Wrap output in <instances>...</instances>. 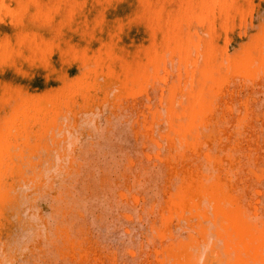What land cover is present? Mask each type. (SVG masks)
<instances>
[{"label":"bare ground","instance_id":"6f19581e","mask_svg":"<svg viewBox=\"0 0 264 264\" xmlns=\"http://www.w3.org/2000/svg\"><path fill=\"white\" fill-rule=\"evenodd\" d=\"M112 7L119 12L109 15ZM99 63L117 70L126 65L132 76L147 73L145 89L132 104L140 136L120 138L123 131L101 119L97 131L86 125L78 130L89 111L86 102L78 101L70 134L49 137L39 128L35 104L14 118L31 92L57 106V115H65L78 90L89 100V90L77 82L84 67ZM241 74L248 78L246 94L227 102L213 81ZM33 76L40 83L36 89ZM72 131L91 139L70 140ZM12 134L25 139L17 154L28 157L27 178L37 193L30 207L38 208L39 221L19 215L12 222L11 232H31L30 242L15 248L10 241L0 264H174L181 257L194 264H229L233 244L245 237L264 260V0H0L3 205L15 203L14 170L25 163H15L9 150ZM131 136L140 148L129 144ZM95 140L112 151L100 156ZM29 145L35 152H27ZM54 150L63 161L60 169L69 156L70 168L64 178L52 174L48 190L44 175ZM117 151L126 162L120 153L115 161ZM44 193L51 197L42 206ZM207 204L219 219L216 230ZM115 211L134 220L133 227L139 212L150 214L142 239H133L128 223V231H121L129 235L132 229V238L122 248L103 236L102 223L109 216L114 226ZM167 237L171 241L163 244Z\"/></svg>","mask_w":264,"mask_h":264},{"label":"rangeland","instance_id":"374dc122","mask_svg":"<svg viewBox=\"0 0 264 264\" xmlns=\"http://www.w3.org/2000/svg\"><path fill=\"white\" fill-rule=\"evenodd\" d=\"M97 6L99 8H102L101 3H99ZM126 10L129 11V3L126 5ZM118 12H119V9L116 7L109 8V15H115ZM83 70H84L83 78L81 80H78L77 86H78V88H82L83 86L87 87V89L89 90V92L91 94V97L89 100L83 99L82 95L80 94L81 90H78L77 94H73V96L70 97L69 104L67 105L68 109L63 112V113H65V115H63V114L57 115L56 113L59 112V110L57 109V106H54V104L51 103L50 101H48L47 98L44 99L40 93L31 92V95L27 96L25 102L17 108V112H16L14 118L17 120L19 119V115H21L23 113L25 106L27 104H35L36 109H37L38 118H39V120H41V123L39 124V126H40L39 128L42 130L44 128H46L48 131L49 137L53 134V132L57 133V136H61L65 132L67 134H70L71 130L69 131V129H68L70 122L73 123V122L78 121V118H79V115L77 114V111L79 110V107L77 104L78 101L81 104H82V102H86L87 103L86 104L87 109H89V111H86L85 116H84L83 122H85V124L83 123V126L81 125V127H79L78 130H82L83 129L82 127H84V125H86L88 128H93L94 131H97L98 130L97 129V122H99L98 119H101L103 121V124H106L109 120H111V122L113 124H115V126H118V128H119L118 131H123L119 135L120 138H121V136L125 135V133H126V135L129 133V136L136 134V136L138 137V135L141 133L142 126L137 128L134 125L135 118H136L137 114H136L134 108H132V104L134 103L136 98L145 89L146 80H147V73L145 72L143 74H139L138 76H132L131 74H129V68H126V65L122 66L120 69L117 70L116 68H113L111 65H107V64H103V63H99V64H95V65H91V66H86V67H84ZM84 80H86V81H84ZM247 80H248V78L245 75L241 74V75L234 77L231 80H228L226 77H218V78L214 79L213 83H214L215 89L219 92V94L221 92L223 95V98H225L226 101L229 102V101H231V99L233 97L235 98V100H237L238 94H240V95L246 94V87L248 85ZM30 82H31V85L33 86L34 89H36L40 84L39 79L37 77H34V76L30 78ZM230 91H232L234 93L232 94ZM82 105L84 106V104H82ZM98 107L100 108L101 113H99V112L96 113L93 110V109L98 108ZM51 119L54 120V125L47 124V122L48 123L51 122ZM60 125H63V127H64V130L62 131V133H59V126ZM120 128H121V130H120ZM12 131L15 132V129H13ZM75 131L79 132L77 130H75ZM75 131H72V135H70V140H77L78 139L77 136H79V135L81 137L84 136V135L80 134L82 132L76 134ZM84 131L85 130H83V132ZM122 133H124V134L122 135ZM75 134H76V136H75ZM84 134H86V133H84ZM72 136L76 137L77 139H74ZM132 137L134 138V136L129 137L128 141L131 142L129 144L131 146L134 145V147L135 146L138 147L137 145L139 144L140 141H138V143H135V142H137L138 139H136V141H135V139H133ZM9 138H10V141L12 143L11 146L9 147V150H10V152H12V155L14 156L15 163H20L22 159H24L25 163L22 164V170H20L18 168H16V170H14V179L16 182H15V187L12 191H10V194H12L15 197V199H16L15 203H13V204L7 203L5 205L0 203V247H1L0 257H1V259H4L5 253H3V250L10 243V241H12L11 244L14 245L15 248H17L19 246H23L25 244H29V242H30L28 240L31 236V234H30L31 232H26V231L20 232L19 231L18 234L12 233L11 232L12 222H17L19 215H22L25 219H30V220H33L36 222L39 221V217L36 214V212H38V208L37 207L36 208L30 207L31 201L37 195V193L34 191L35 190L34 183L29 181L27 178V175H29L31 173V168L26 163L28 157L27 156H21V155L17 154V153L21 152L23 147L25 146L24 145L25 139L15 140L14 134H12ZM89 139H91V138L90 137L86 138L84 136L83 142H87ZM133 140L135 142H133ZM95 141H96V143H95L94 147L98 150V153L100 154V156L106 150L110 149L109 151L110 152L112 151L110 144L107 146V144L105 142L101 145L98 143V140H95ZM154 141H155V138H154ZM129 144H127L128 147H131V146H129ZM124 148L130 149L127 147H124ZM138 148H140V147H138ZM71 149H72V145H70L69 152L71 151ZM34 150H35L34 147H32L30 145L27 146V152H32ZM115 150H118V149H115ZM120 151L122 152L123 155L126 154L121 149H120ZM120 151H117V154L115 152V154L117 156L115 161H117V159L122 156ZM126 151H129V150H126ZM53 153H55V156H52V164H51L52 167L51 168L48 167L49 169H47L45 171V175H44L45 181H44V187L43 188L48 189V190L50 189L49 184H51V181H52L51 175L52 174L58 175L59 179L64 178L65 172H66L65 170L66 169L68 170L70 168V156L66 159L67 161H66V164L64 165L65 168L62 170V169H60L61 168L60 166L62 165L63 161L56 154V150H54ZM113 153H114V151H113ZM113 153L111 155H113ZM118 153H120L121 156ZM15 154H17V155H15ZM108 156H109L108 158H111L110 155H108ZM37 157H38V154L36 153L34 155V158H37ZM113 157H115V156H113ZM122 159L127 160V158H123V156L120 158V160H122ZM115 161H113V162H115ZM122 161L126 162L125 160H122ZM45 165H48V163H45ZM53 166H55V167H53ZM23 170L25 171V175L22 172ZM50 197H51V193L50 194L44 193L42 198L40 199V204L42 203V206L49 204ZM4 200L5 199L2 200V196H0V202H2ZM207 206H208V213L210 215V219L213 220V222H212L213 230H216L218 228V225L220 224L219 219L215 217V214L213 212V206L210 204H207ZM183 208H184V206H183V204H181L180 207L178 208L180 214H182V211H184ZM107 209L110 211V208H107ZM119 211H120V209L118 210V212ZM117 213L115 211L116 215H117ZM140 213L141 212L138 213L140 216L138 214L135 216L136 217L135 221H136V219H138V220H137V223L135 222L136 224H134V227H133L134 220H133V222H130V220L128 219V222H127L124 218H122V216L119 218V215H117L119 222L117 221V217H116V219L114 221V222L117 221L116 225L113 222L112 224L114 226H112L111 224H108L109 221L111 222V220H110L111 218H108L109 217L108 216L103 221V223H102L103 228L100 231L104 230L105 232L102 231V233L104 232L103 236L109 242H111V240H112L111 243H114L118 247H120V245L122 244L120 247V248H122L123 244L125 245L126 242L128 241V239L130 237L132 238V234H130V231L132 229L129 230V232H128L129 235L126 234V232L128 231L127 230L128 228H125V226L127 227L129 225L128 227H133V230H134L133 232L131 231V233H133V236H134L133 239L140 240V239H142V237L140 235L145 234L144 233V232H146L145 228L147 229V226L149 225L148 221H150V219H149L150 217H148V216H150L149 213H141V214ZM187 213L190 214L191 213L190 210H188ZM122 214L126 217V219L128 218L125 213H122ZM144 214H145V216H144ZM152 214L153 213H151V215ZM153 215H155V213ZM147 217H148V219H147ZM151 217L153 218L154 216H151ZM195 218L196 217L191 216L192 221H196ZM139 219H142V220H140L142 223L139 221ZM182 220H183V217L181 215L180 221H182ZM126 223H128V225H126ZM118 224H121V225L118 226ZM110 225H111V228H109ZM123 225H124V227H123ZM142 225L145 227V228L143 227V230L141 228ZM181 226H183L184 228L186 227L184 225V221H183V225H181ZM121 227L126 229L127 231H125V233H123L124 231H121V230H124V229H122ZM186 229H187V227H186ZM107 230H109V231L111 230L110 231L111 233L107 232ZM135 230H138L139 233L136 232ZM188 231H191V227L188 228ZM106 232L108 234H110L111 237L109 235L106 236ZM137 234L138 235L140 234L139 237H136ZM121 236H122V238H123V236H124V238L127 236L128 237L125 239L123 238L121 240ZM114 238H115V240L118 239V241L119 240L120 241L118 242L116 240L117 242H115V240L113 241ZM130 240L131 239H129L127 244L130 242ZM169 241H171V239L167 237L163 241V244H166ZM233 247H234V254H233L232 261L229 262V264H264V260L260 258V254L257 251V246L254 245L249 238L245 237L243 241L233 244ZM129 259L131 260L130 257H129ZM131 261H133V260H131ZM12 262H13V264H15L14 261H12ZM74 264H77V263H74ZM163 264H165V263H163ZM174 264H194V263L193 262H187L185 257H181Z\"/></svg>","mask_w":264,"mask_h":264}]
</instances>
